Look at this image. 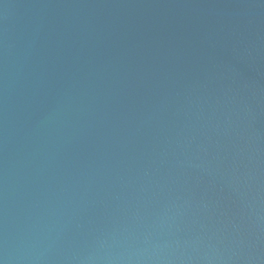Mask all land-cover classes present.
I'll use <instances>...</instances> for the list:
<instances>
[{
	"label": "water",
	"instance_id": "95a60500",
	"mask_svg": "<svg viewBox=\"0 0 264 264\" xmlns=\"http://www.w3.org/2000/svg\"><path fill=\"white\" fill-rule=\"evenodd\" d=\"M0 264H264V0H0Z\"/></svg>",
	"mask_w": 264,
	"mask_h": 264
}]
</instances>
